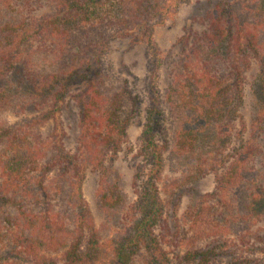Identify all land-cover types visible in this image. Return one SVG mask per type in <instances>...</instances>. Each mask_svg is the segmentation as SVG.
<instances>
[{
  "label": "trees",
  "instance_id": "obj_1",
  "mask_svg": "<svg viewBox=\"0 0 264 264\" xmlns=\"http://www.w3.org/2000/svg\"><path fill=\"white\" fill-rule=\"evenodd\" d=\"M190 1L0 0V79L32 59L36 42L51 53L37 71L41 86L36 98L49 102L39 115L9 124L6 113L29 99L0 94V264H58L57 256L66 264H172L166 249L172 237L167 226L159 232L165 216L161 198V186L166 188L165 153L176 168L188 166L182 182L218 169L217 155L238 114L234 103L242 98L243 88L237 83L226 91V85L235 83L216 77L213 69L223 59L233 61L235 50L238 55L246 52V66L257 60V102L264 122V0H247L246 18L233 7L217 5L210 11L207 31L196 34L166 98L173 107L174 121L169 123L175 125L173 134H168L162 106L149 112L142 135L148 164L140 168L133 216L122 234L102 239L83 186L88 171L98 170L101 208L109 214L127 207L126 194L106 162L115 159L126 143L141 103L126 83L118 84L102 70L101 56L112 41L139 32L152 41L155 25L164 24ZM44 2L47 9L36 12ZM237 22L243 24L238 27ZM243 63L241 59L239 64ZM160 65L157 60L153 84ZM234 72L239 76L238 64ZM56 85L61 88L52 103L47 97ZM70 89H77L74 97L80 107L76 153L66 148L63 111L58 107L60 93ZM51 120L55 125L47 139L32 133ZM244 149L241 159L218 180L221 193L238 189L241 194L229 223L238 218L248 223L264 213V187L253 189L247 180L257 147L248 142ZM202 206L186 213L192 238L226 233L227 222L214 224L210 210ZM210 254L212 250H190L187 256L189 262L208 264Z\"/></svg>",
  "mask_w": 264,
  "mask_h": 264
},
{
  "label": "rangeland",
  "instance_id": "obj_2",
  "mask_svg": "<svg viewBox=\"0 0 264 264\" xmlns=\"http://www.w3.org/2000/svg\"><path fill=\"white\" fill-rule=\"evenodd\" d=\"M247 0H191L190 3L181 5L178 10L170 15L164 24L155 25L152 41L148 35L139 32L133 36L119 38L111 42L107 52L101 56L102 70L112 76L118 84H127L141 103V110L134 118L128 130V138L115 159L106 162L107 168L119 182L127 197V207L122 211L106 213L97 199L99 186V171H88L83 192L87 200L97 228L101 230L104 240L122 234L130 225L133 216L132 207L137 201V184L140 168L147 165L142 145V135L147 125L149 112L159 105L165 109V125L170 129L169 135L175 131V125L170 103L166 100L171 91L173 77L179 69L181 60L188 53L189 47L195 43L196 34L207 31L211 25L210 11L217 5L224 8L233 7L239 14L246 18ZM46 2L36 12L45 11ZM226 16V15H225ZM224 14L220 20L224 19ZM243 23L237 22L239 27ZM41 43H35L36 53L31 60L19 63L6 77L0 79V94L20 96L27 98L22 104L11 107L6 113L9 124L16 125L39 115L38 110L49 102L43 98H36L41 80L37 76L38 67L45 57L51 53L45 52ZM235 50L233 61L223 59L214 67L213 74L234 86L226 85L229 91L238 83L243 88L242 98L237 99L234 105H238V114L228 129V136H223L220 166L216 171H210L194 179L182 182L186 168H176L166 152L167 166L164 172L166 188L161 186V198L165 204L164 223L161 229L167 226L166 233L172 237V242L167 246V252L172 264H198L189 262L187 254L190 250H212L208 255V264H264V213L256 214L248 223L238 218L231 223L229 219L236 214V202L241 194L234 189L229 194L221 193L218 188V180L227 173L228 169L239 156L245 153L246 143L250 142L257 147V156L251 169V175L247 180L252 183L253 189L264 187V122L259 115L257 102V89L259 67L256 59L250 66H246V52L240 55ZM244 55V57H243ZM228 58V57H227ZM241 59L243 64H239ZM65 61L66 59L63 58ZM161 61L158 69L156 83L153 84L155 62ZM240 67V74L234 72V67ZM60 85L50 92L49 101L56 102L54 94L59 91ZM77 89H70L60 93L61 101L58 107H62L63 123L66 133L65 145L69 152L76 153L77 139L80 133V107L74 95ZM231 92H227L229 94ZM53 99V101H52ZM29 103V104H26ZM55 123L51 120L45 127L37 128L32 133L41 135L47 139L53 132ZM230 132V134H229ZM218 153V152H217ZM223 153V157H220ZM246 181V174L244 176ZM246 183V182H244ZM205 203V204H204ZM202 207L210 210L212 221L216 225L227 222L226 233L217 238H192L189 218L186 215L191 208ZM229 223V224H228ZM194 240V241H193ZM189 245V246H188ZM58 264H66L62 256H57ZM102 261V260H101ZM101 264V262H98Z\"/></svg>",
  "mask_w": 264,
  "mask_h": 264
}]
</instances>
